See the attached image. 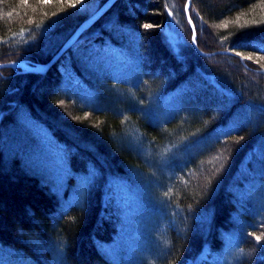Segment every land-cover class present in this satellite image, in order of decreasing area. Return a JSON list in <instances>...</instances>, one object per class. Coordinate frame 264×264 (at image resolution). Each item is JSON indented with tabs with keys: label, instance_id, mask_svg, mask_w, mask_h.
Wrapping results in <instances>:
<instances>
[{
	"label": "trees",
	"instance_id": "trees-1",
	"mask_svg": "<svg viewBox=\"0 0 264 264\" xmlns=\"http://www.w3.org/2000/svg\"><path fill=\"white\" fill-rule=\"evenodd\" d=\"M106 1L0 0V63ZM188 261L264 264V0H116L0 68V264Z\"/></svg>",
	"mask_w": 264,
	"mask_h": 264
},
{
	"label": "water",
	"instance_id": "water-1",
	"mask_svg": "<svg viewBox=\"0 0 264 264\" xmlns=\"http://www.w3.org/2000/svg\"><path fill=\"white\" fill-rule=\"evenodd\" d=\"M116 0H107L97 11H95L91 16H89L87 19H85L72 33V35L65 41V43L59 48V50L56 52V54L50 59L49 62L44 64H36V65H29L24 61H9V62H3L0 63V68L8 67L12 69H21V70H27L31 72H42L44 71L49 65H51L54 61H56L73 43V41L76 39L78 34L84 30L87 26H89L92 22L97 20L102 14H104L110 6L115 2ZM188 8L186 7V12ZM189 19V18H188ZM192 27L193 24L191 23ZM193 41V36H192ZM194 46L196 47L195 43L193 42ZM203 54H210L204 52Z\"/></svg>",
	"mask_w": 264,
	"mask_h": 264
},
{
	"label": "rangeland",
	"instance_id": "rangeland-1",
	"mask_svg": "<svg viewBox=\"0 0 264 264\" xmlns=\"http://www.w3.org/2000/svg\"><path fill=\"white\" fill-rule=\"evenodd\" d=\"M188 8V7H187ZM192 26V25H191ZM109 193L113 195L114 199L119 203L126 202V207H130V209H135L138 205L137 200L138 197L134 190H132L127 182L122 179H112L109 182ZM136 234H140L139 231H136ZM131 239V236H130ZM207 254V249L203 248L202 252L200 253L199 257H204ZM188 261L186 264H189Z\"/></svg>",
	"mask_w": 264,
	"mask_h": 264
},
{
	"label": "snow or ice",
	"instance_id": "snow-or-ice-1",
	"mask_svg": "<svg viewBox=\"0 0 264 264\" xmlns=\"http://www.w3.org/2000/svg\"><path fill=\"white\" fill-rule=\"evenodd\" d=\"M42 3L48 4L51 3V0H42ZM79 3H82V0H75V3L71 4V6L75 7V4H79ZM189 23H192L191 19H189ZM145 27L148 28L150 27V25H145ZM193 42L195 43V28L193 29ZM237 55H239V53H237ZM255 239L257 242H259L262 239V236H256Z\"/></svg>",
	"mask_w": 264,
	"mask_h": 264
},
{
	"label": "bare ground",
	"instance_id": "bare-ground-1",
	"mask_svg": "<svg viewBox=\"0 0 264 264\" xmlns=\"http://www.w3.org/2000/svg\"><path fill=\"white\" fill-rule=\"evenodd\" d=\"M216 53V52H215ZM215 53H213V54H215ZM212 54V53H211ZM204 55V54H203ZM163 94V93H162ZM88 95V94H87ZM161 95V94H160ZM167 96H168V94H166ZM167 96H165V98L167 97ZM161 97H162V95H161ZM89 98V97H88ZM169 98V97H168ZM105 189V188H104Z\"/></svg>",
	"mask_w": 264,
	"mask_h": 264
}]
</instances>
